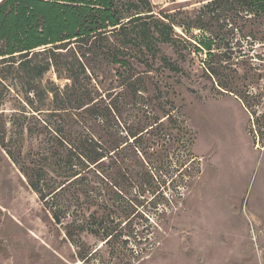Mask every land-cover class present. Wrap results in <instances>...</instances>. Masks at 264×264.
Wrapping results in <instances>:
<instances>
[{
    "label": "rangeland",
    "instance_id": "374dc122",
    "mask_svg": "<svg viewBox=\"0 0 264 264\" xmlns=\"http://www.w3.org/2000/svg\"><path fill=\"white\" fill-rule=\"evenodd\" d=\"M149 1L156 16L182 19L208 0ZM174 31L184 37L177 27ZM192 35L199 38L201 32L194 29ZM249 44L236 36L235 62L243 52L264 56V47L250 49ZM191 45H159L179 68L174 73L159 61V54L155 60L147 54L149 68L136 60L130 69L120 68L86 46L71 44L62 52V62L73 71L77 61L82 63L86 95L96 109L108 106L115 114L106 120L86 113L68 115V127L84 141L99 139L108 147L109 157L99 170L109 180L103 197L112 216L128 228L141 230L137 223L143 219L151 227V248L134 264H264V143L256 139L251 108L214 85L203 65L205 52H194ZM232 70L227 74L234 85L247 84L256 95L257 111H264V64L256 70L239 64ZM138 75L141 80H135ZM47 81L61 87L68 82L58 80L53 69L43 84ZM167 114L177 123H168ZM157 120L163 121L161 126L146 133ZM169 165L170 173L163 175ZM146 172L156 178H145ZM171 181L177 183L174 188ZM164 187L171 203L155 212L150 204ZM83 239L92 248L100 245L92 236ZM0 264H82L1 149Z\"/></svg>",
    "mask_w": 264,
    "mask_h": 264
},
{
    "label": "trees",
    "instance_id": "16d2710c",
    "mask_svg": "<svg viewBox=\"0 0 264 264\" xmlns=\"http://www.w3.org/2000/svg\"><path fill=\"white\" fill-rule=\"evenodd\" d=\"M175 27L184 37L175 33ZM194 29L201 37L192 35ZM236 36L247 38L250 49L264 47V0H208L198 11L182 14V19L156 16L149 0H0V149L64 233L77 261L134 264L151 248V227L141 217L143 221L137 223L141 230L128 228L106 206L103 194L109 180L99 166L109 157L108 147H102L99 139L84 141L80 134L74 135L66 117L86 113L106 120L115 112L108 106L95 108L86 95L85 67L77 61L73 71L62 62V52L79 44L106 63L129 69L131 60L149 68L147 54L151 60L159 54L163 66L177 73L179 68L161 53L159 45L175 49L193 40L194 52H205L208 78L251 108L256 139L264 143V111H257L256 95L247 84L235 86L227 74L239 64L259 69L264 56L249 57L243 52L241 61L235 62ZM50 69L58 80L68 82L63 87L52 81L43 84ZM136 79L141 80L140 75ZM165 117L168 123H177L172 115ZM162 122H153L146 133ZM112 150L118 147L113 145ZM171 168L162 174H169ZM144 177L156 178L148 172ZM171 185L174 188L177 183L171 181ZM160 188L161 184L157 191ZM164 189L150 204L155 212L158 206L171 203ZM84 235L98 239L100 245L92 248Z\"/></svg>",
    "mask_w": 264,
    "mask_h": 264
}]
</instances>
